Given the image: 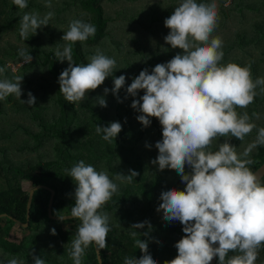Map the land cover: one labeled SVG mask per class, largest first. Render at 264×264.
<instances>
[{"label": "trees", "instance_id": "16d2710c", "mask_svg": "<svg viewBox=\"0 0 264 264\" xmlns=\"http://www.w3.org/2000/svg\"><path fill=\"white\" fill-rule=\"evenodd\" d=\"M52 2L51 8L43 9L54 10L52 21L49 20V25L37 29L36 33L29 32L26 40L19 34L22 16L11 14V18L0 25V67H6L0 79L22 76L20 99L27 100L28 92L36 97L34 106L22 103L14 94L0 100V260L15 257L24 264H33L31 253L34 250L33 254L43 258L46 264H73L69 252L81 221L52 219L48 215V206L53 191V216L57 217L55 213L61 210H68L70 215L76 185L66 169L83 160L97 171H107L119 189L98 210L110 216L107 246L100 249L102 264H124L125 257L139 258L142 255L129 234L134 229L129 227L144 221L150 222L151 230L147 224L138 229L141 233L149 232L148 237L142 235L140 238L148 240V251L157 264H164L165 260L176 257L175 244L184 233L179 221L167 222L163 219V210L157 211L162 202L160 196L169 188L183 190L185 184L175 170L166 168L160 171L151 163L158 155L155 143L162 139V126L152 117L151 125L144 127L136 119L141 113L131 107L134 98L127 96L125 99V96L132 78L141 70L147 68L151 72L157 64L166 63L182 51L171 48L164 41L169 32L164 20L173 13L180 0ZM197 2L211 3L212 0ZM6 3L13 4L9 0H0V5ZM119 3L121 5L116 7ZM216 3L218 20L212 36L223 41L221 63L233 62L242 67L251 63L253 81L264 77V0H216ZM27 4L30 7L37 5L36 8L40 6L35 0H27ZM124 5L133 9L127 12ZM12 9L16 11L18 7ZM20 11L26 13L30 10L27 7ZM70 13H74L71 19ZM73 19L96 28L94 36L72 45L74 63L87 64L88 57L95 54L97 48L116 60L113 75L77 103H69L59 92L58 77L68 62H60L55 56L56 48L59 46L62 50L66 44L61 37ZM124 22L132 28L125 41V32L111 30L114 24ZM22 48L33 57L31 63H24L18 55ZM9 63L22 64L18 73L13 72ZM120 75L126 77L125 86L118 94L123 102H118L110 91L105 96L107 107L94 106V98L103 96L104 88L111 89L113 77ZM256 92L253 103L236 111L240 114L246 111L251 117L250 122L257 128L243 141L230 136L218 137L210 150H218V145L229 139L236 146L237 153H241L255 140L257 129L264 127V93L260 86ZM143 94L141 90L135 99ZM253 112L259 114V119L252 116ZM114 121L121 123L122 130L109 143L102 139V134H97L96 125L103 127ZM146 143L151 147H146ZM250 158L253 163L248 167L254 172L264 163V145L254 148ZM129 169L139 173L132 183L115 181L118 172L128 174ZM185 171H190L187 165ZM23 180L31 182L32 189L42 186L34 193L29 220L30 192L23 190ZM261 182L264 183V177ZM26 223L27 227L21 225ZM65 223H71L70 227L66 229ZM15 226L24 234L18 243L8 240ZM53 228L55 235L51 233ZM234 254L237 253L230 252L229 256ZM82 264H100L95 243L85 250ZM215 264H218V257ZM255 264H264V244L258 249Z\"/></svg>", "mask_w": 264, "mask_h": 264}, {"label": "clouds", "instance_id": "9594fccd", "mask_svg": "<svg viewBox=\"0 0 264 264\" xmlns=\"http://www.w3.org/2000/svg\"><path fill=\"white\" fill-rule=\"evenodd\" d=\"M12 2L19 9L28 7L27 0ZM51 6V0H46L45 7ZM53 16L51 11L43 17L37 12L24 13L19 21L21 38L26 40L29 32L36 33L37 29L49 25ZM217 20L216 0L211 3L180 0L164 20V26L169 29L164 41L182 51L166 63L157 64L151 72L147 68L141 70L126 88L125 99L133 97L131 107L141 113L136 119L148 127L150 118L154 117L162 126V139L155 143L158 155L151 163L160 171L175 170L185 184L183 190L169 188L160 196L162 202L157 211L163 210V219L167 222L179 221L184 233L175 244L176 257L165 260L164 264H211L214 257H218V264H255L258 249L264 244V183L248 167L253 163L252 150L264 145V127L257 129L255 140L241 153H237L229 139L220 143L218 150H210L218 137L230 136L243 141L257 128L246 111L240 114L236 109H246L254 102L258 86L264 93V77L253 81L251 63L243 67L233 62L221 63L223 41L212 36ZM95 32L94 25L73 19L61 37L66 44L62 50L59 46L55 50L58 61L68 62L58 83L59 92L69 103L83 101L87 93L113 75L116 67V60L98 48L88 57L87 64L73 62L72 45L86 41ZM18 55L24 63L32 62L33 57L27 50L20 49ZM5 72L6 67H0V75ZM22 80L19 75L0 79V100L12 94L20 99ZM125 82V75L113 77V87L104 88V95L94 98V106L107 107L105 96L110 91L122 103L118 94ZM141 90L144 94L135 99ZM27 96L28 99H20L21 102L34 106L36 97L31 92ZM252 116L259 119L258 113L253 112ZM121 130L118 121L103 127L96 125L97 134H102V139L109 143ZM145 146L151 147L147 143ZM66 172L76 185L75 203L70 216L55 214L60 221L67 217L81 221L69 255L73 264H82L90 245L95 243L98 249L107 246L110 216L98 210L119 189L107 171H97L83 160ZM138 175L129 169L128 174L118 172L114 179L130 184ZM146 224L151 230L148 221L129 227L134 229L129 234L142 255L125 257L124 264H157L148 251V240L140 238L148 237L149 232L137 231ZM51 233L56 234L55 228ZM230 252L237 254L229 256ZM33 253L34 250L31 253L33 264H46ZM0 264H24V261L13 257L0 260Z\"/></svg>", "mask_w": 264, "mask_h": 264}, {"label": "rangeland", "instance_id": "374dc122", "mask_svg": "<svg viewBox=\"0 0 264 264\" xmlns=\"http://www.w3.org/2000/svg\"><path fill=\"white\" fill-rule=\"evenodd\" d=\"M12 1V0H9V2ZM37 3H39V7L36 8V6H33V7H30L28 6V9L30 10V12H37L40 14V16H43V14H46L47 10H43V9H46L47 7H45V3H46V0H35ZM53 0H51V5L53 6ZM230 1H227L226 4H229ZM115 3H118V1H116ZM127 3H129V1H127ZM121 5V3L117 4L116 7H119ZM146 5V4H145ZM148 5V4H147ZM15 5L12 4V5H9V3H6L5 5L4 4H1L0 5V25L6 21H8V19L11 18V14L12 16H22L24 13L20 11V9L18 8L16 11H14L12 8L14 7ZM51 6V7H52ZM114 7V6H113ZM124 7L126 8L125 10L127 12H130L131 9L133 8H130L128 5H124ZM32 10V11H31ZM54 10H52L51 12H53ZM2 12V14H1ZM74 13H70L69 15V19H71L73 17ZM52 21V19H50ZM54 21V20H53ZM13 22H16V20H13ZM112 32L114 33H118V32H121V33H126V35L123 37L124 41L126 40V38H128L130 35H131V30L132 28L129 27L125 22L124 23H121V24H114L113 27H112ZM111 47H112V44H111ZM22 65V64H20ZM20 65H15V64H12V63H9V66L13 69V72L15 73H18V68ZM111 101V100H110ZM240 111V110H239ZM22 188L23 190L27 191V192H30L33 188V185L31 182L29 181H26V180H23L22 183ZM59 212L58 214L60 215H69V211L68 210H61V211H57ZM56 212V213H57ZM56 215V214H55ZM57 216V215H56ZM71 225V223H65V228H69ZM24 234H23V231L18 227V226H15L14 228V232L12 233V235L8 238V240L10 242H13V243H18L22 238H23Z\"/></svg>", "mask_w": 264, "mask_h": 264}, {"label": "water", "instance_id": "95a60500", "mask_svg": "<svg viewBox=\"0 0 264 264\" xmlns=\"http://www.w3.org/2000/svg\"><path fill=\"white\" fill-rule=\"evenodd\" d=\"M254 173L258 174V177L260 179H262L264 177V163L261 164L255 171ZM39 188H42V186H38L34 189H32L30 191V196H29V201H28V211H27V214H28V220L30 219V210H31V204H32V201H33V196H34V193L37 189ZM54 196H55V193L52 191V194H51V198H50V202H49V206H48V215L50 218L52 219H56V220H59L58 217H55L53 216V202H54ZM67 216H70V215H67ZM68 219H71V217H67L65 220H68ZM25 227L28 226V223L26 224H21ZM96 246V245H95ZM96 251H97V254H98V259H99V263L102 264V260H101V253H100V249H98L96 247ZM216 259L217 257H214L213 260L211 261V264H215L216 262Z\"/></svg>", "mask_w": 264, "mask_h": 264}]
</instances>
